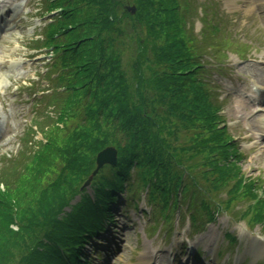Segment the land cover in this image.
Returning <instances> with one entry per match:
<instances>
[{
  "label": "trees",
  "instance_id": "obj_1",
  "mask_svg": "<svg viewBox=\"0 0 264 264\" xmlns=\"http://www.w3.org/2000/svg\"><path fill=\"white\" fill-rule=\"evenodd\" d=\"M190 1L65 0L68 5L60 7L63 13L50 30L51 39H65L52 45L62 53L64 70L56 83L59 98L53 99L60 106L79 109L81 130L63 148L47 141L41 152L32 155L33 182L55 157L64 163L59 180L41 192L20 180L23 165L7 175L0 173V183L10 188L0 191V264H85L80 261L85 247L106 231V221L114 216L112 203L119 199L106 186L120 177L129 179L135 167L146 185L154 179L151 197L201 195L208 217L220 192H228L227 208L237 201L259 199L255 182L242 183V173L232 162L235 157L228 152L231 136L218 128L213 92L200 79L205 67L203 46L187 27V14L194 9ZM128 4L137 8L135 16L125 11ZM119 36L137 37L144 51L146 44H152L153 59L147 61L141 54L135 62L140 67L134 74L137 92L112 53L113 40ZM57 100L53 105L58 108ZM110 145L119 152L113 177L100 174L94 182L95 198L82 195L81 202L67 212L81 194L97 154ZM170 152L184 153L186 159ZM35 193L41 194L37 202H28ZM243 215L264 227V199L250 204ZM11 224L17 231L9 230ZM32 232L39 237L33 251L13 263L22 254L15 253L16 248L27 243L30 249Z\"/></svg>",
  "mask_w": 264,
  "mask_h": 264
},
{
  "label": "rangeland",
  "instance_id": "obj_2",
  "mask_svg": "<svg viewBox=\"0 0 264 264\" xmlns=\"http://www.w3.org/2000/svg\"><path fill=\"white\" fill-rule=\"evenodd\" d=\"M48 1L49 3L46 0H0V10L8 9L9 12L10 8L16 11L18 8V15L13 21L11 18L8 19V13L3 14L4 24L0 29V78H4V83L0 84V173L7 175L10 170L14 172L19 165H23L25 170L20 180L28 181L27 186L33 184V187L36 186V190L40 192L45 186L48 187L59 180L64 163L61 158L55 157L47 171L39 173V181L33 182L31 178L35 175V171L31 170L34 164L32 155L43 149L47 141H50L56 149L63 148L73 134L81 130V123L77 117L79 109L75 105L66 107L61 103L60 106L58 102L60 108L54 107L56 99L53 97L58 94L52 89L51 76L49 73L46 74L47 54L44 50L38 49L46 46L45 35L47 36L48 32L45 24L55 15L45 18L43 16L49 12L48 10L57 7L53 6L55 0ZM199 1H192L196 5L194 7H197L195 8L197 12L193 9L188 19L190 28V22L192 23L196 39L203 31L201 22L205 19L201 15ZM203 1L204 15L209 13L211 21L207 34L211 43L214 44L215 41L220 45L217 52H208L211 58H205L208 60L207 65L212 66L209 69L210 74L207 72L209 74L207 82L213 83L218 96L224 100L223 115L226 121L219 124L218 128L223 129L227 125V134L233 137L234 142L236 140L238 148L245 156V160L236 157L232 162L253 180H258L255 190L259 198L263 199L264 140L254 136L259 126L257 122L261 120L264 112V93L261 91L262 95H257V89H261L264 85L262 82L264 80V0H239L236 8L231 7L233 5L229 0ZM250 3L256 6L253 12H249ZM219 29L222 31L217 34L216 30ZM55 39L54 44L65 42L62 37ZM226 40H229L228 45ZM113 43L112 53L118 56L121 70H124L132 83L130 84L132 89L134 74L140 68L135 62L139 60L141 54H144L147 61L153 59L152 44H146L144 51L135 36L131 39L128 36H119L113 40ZM144 73L146 77L147 71L144 70ZM137 90L136 87L132 89L136 92ZM30 142L34 144L31 145ZM21 157H23L21 163L11 162ZM21 182L16 184V190L19 189ZM6 189L10 190L0 183V191L4 192ZM64 190L65 188L60 192ZM89 191L91 192L90 189ZM127 193H129L128 189ZM40 195V193L30 195L32 197L28 202H37ZM139 195L145 200L143 191H140ZM225 198L226 195H222V199ZM78 199L79 197L76 200ZM156 202L157 215L161 223L178 209V204L172 197H166V200L158 197ZM248 202L243 207L240 205L239 209L241 207L244 210L246 206L257 203ZM142 203L144 206V202ZM193 205L196 207L198 202L193 201ZM70 211L69 208L67 212ZM131 214L132 217L124 221L119 210L114 231L103 237V246L108 249L104 254L103 262L107 260V264H141L143 252L144 261L150 260L153 255L156 256L157 252L159 255L163 251H168L174 255L180 249V241L184 240V235L189 232L190 224L187 219L183 224L184 228L175 226L176 236L170 245H165V238L161 233L157 232L158 236L154 237L151 235L150 224L143 216V210L140 212L134 210ZM178 214L179 212L174 215L176 225H178ZM214 222L207 223L202 233L194 236L190 243L191 248L203 252V259H207L206 263L212 257H217L219 251L225 255L221 260H218L219 256L217 257L218 264H226L229 260L232 264H264V233L261 227L251 228L246 223L240 222L233 217V211L230 215L220 212ZM17 229L18 227L9 225V230L15 232ZM181 229L183 232L178 234ZM226 233L233 234L237 239L232 247L228 246L224 238ZM38 240V235L32 232L30 249L27 243L23 248H16L15 253L18 250L22 251V254L18 255L13 263L28 256ZM95 249L93 245L87 247V255L94 259L93 264H100ZM167 257L162 255L160 258L163 260ZM183 261L187 263V257H183Z\"/></svg>",
  "mask_w": 264,
  "mask_h": 264
},
{
  "label": "water",
  "instance_id": "obj_3",
  "mask_svg": "<svg viewBox=\"0 0 264 264\" xmlns=\"http://www.w3.org/2000/svg\"><path fill=\"white\" fill-rule=\"evenodd\" d=\"M132 13H135V9H129ZM117 161V151L114 148H107L105 151L101 152L97 159L98 169L94 172V175L97 171L102 168L105 164H116ZM93 175V176H94ZM93 176L90 177L85 187H88L92 181Z\"/></svg>",
  "mask_w": 264,
  "mask_h": 264
},
{
  "label": "bare ground",
  "instance_id": "obj_4",
  "mask_svg": "<svg viewBox=\"0 0 264 264\" xmlns=\"http://www.w3.org/2000/svg\"><path fill=\"white\" fill-rule=\"evenodd\" d=\"M239 0H229V3L231 4V5H234V3H237ZM255 5H252L251 3H250V5H249V12H253L254 11V9H255ZM1 53V52H0ZM4 81V78L2 77V78H0V84H2V83H4L3 82ZM262 82H263V80H262Z\"/></svg>",
  "mask_w": 264,
  "mask_h": 264
}]
</instances>
